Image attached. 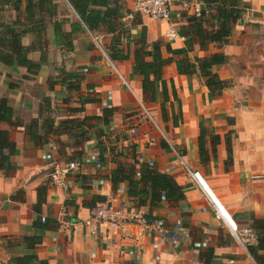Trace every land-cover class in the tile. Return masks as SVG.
<instances>
[{
  "label": "crops",
  "instance_id": "obj_1",
  "mask_svg": "<svg viewBox=\"0 0 264 264\" xmlns=\"http://www.w3.org/2000/svg\"><path fill=\"white\" fill-rule=\"evenodd\" d=\"M95 1L86 9L97 23L90 30L67 0H0V35L2 25L13 27L31 63H0V102L12 110L10 121H0V264H256L217 215L213 198L239 235L250 230L252 218L264 219V0H240V19L226 41L216 43L207 39L220 23L199 0L189 1L208 10L201 18L203 38L192 28L199 17L191 13L169 24L135 13L132 0ZM172 28L174 39L167 36ZM180 31L192 49L172 56L164 45L185 48ZM156 43L173 60L162 72L170 101L173 87L180 103L177 126L176 102L163 104V121L161 89L153 102L133 70L136 52H150ZM213 54L225 60L212 67L226 83L216 97L198 68L180 74L175 63ZM200 125L204 158L197 145ZM69 161L79 168L63 187L53 185L52 168ZM141 163L173 178L185 199L139 207L127 182H111L118 166L138 171ZM188 170L198 172L203 185ZM112 197L143 209L146 224L126 225L108 233L109 240L104 233L87 237L80 222ZM200 253H211L210 261Z\"/></svg>",
  "mask_w": 264,
  "mask_h": 264
},
{
  "label": "trees",
  "instance_id": "obj_2",
  "mask_svg": "<svg viewBox=\"0 0 264 264\" xmlns=\"http://www.w3.org/2000/svg\"><path fill=\"white\" fill-rule=\"evenodd\" d=\"M75 13L79 16L80 20L88 29H92L94 24L87 13V5L95 0H67ZM106 1V0H100ZM189 1V0H182ZM206 8L214 9V19L219 21L220 29L211 33L207 39V42H225L229 36L231 27L236 23L241 16L243 10H241L240 0H199ZM30 2V0H28ZM207 10V9H206ZM204 9L202 15L199 18L191 20L193 29L197 36L203 38V31L201 28L202 19L206 11ZM92 12V11H91ZM90 12V13H91ZM27 20L32 16V10L29 3L26 8ZM3 32L0 35V63L9 67H31V63L24 54V49L20 45V35L13 27L3 26ZM180 36L185 38V48L173 50L169 45H164V48L168 54L182 55L192 49L191 43L188 40L187 34L180 31ZM162 44L156 43L152 45L150 52L140 50L135 54L134 73L142 77V92L143 94H150L151 100L156 101L157 91L160 88L162 94V106L161 117L163 121L167 120V112L165 111L163 104L167 102H176L177 112L176 115H172V125L177 126V118L181 117L180 103L177 98L175 89H171V98L167 88V83L163 79L162 69L170 65L173 60L171 58H164L161 52ZM145 57H150V61H145ZM196 63H188L185 59L176 61L177 70L180 74H193L195 69L198 68L199 74L205 79V85L210 91L211 95L216 97L226 87V83L219 79L218 75L212 71V67L222 65L225 60L223 55L213 54L209 57L201 58L195 61ZM174 110L172 109V113ZM12 110L6 106L4 102H0V121H10ZM205 129L200 125V135L197 139L198 153L200 158H204L207 154ZM5 138V134L0 132V142ZM218 141V138H216ZM216 141V140H215ZM214 141V142H215ZM1 144V143H0ZM9 147L11 152H14V144L8 142L5 143ZM164 146V145H163ZM229 152V151H228ZM138 172V176H136ZM113 184L121 182L128 183L127 194L130 198H134L137 201L139 207L149 206L150 208H156L162 202L166 200L170 203H177L185 199V190L178 185L173 178L169 175L157 171L155 168L149 166L147 163H141L138 171L135 166L125 169L119 167L113 173L111 177ZM250 230L255 235V244L246 245V250L250 257L256 264H264V219H251ZM200 259H204L205 262L210 261L211 253L203 255L200 253ZM20 261V260H16Z\"/></svg>",
  "mask_w": 264,
  "mask_h": 264
},
{
  "label": "built area",
  "instance_id": "obj_3",
  "mask_svg": "<svg viewBox=\"0 0 264 264\" xmlns=\"http://www.w3.org/2000/svg\"><path fill=\"white\" fill-rule=\"evenodd\" d=\"M133 11L139 15L151 20L165 21L166 23H173L174 19L181 18L183 13H191L196 17H200L204 11L201 5L196 1H178L173 5V0H132ZM171 6L176 9L171 12ZM207 13V12H206ZM169 38H176L177 32L172 28L167 31ZM96 47L105 55L103 49L96 37L92 36ZM143 115L155 126V121L152 115L140 104ZM137 132L133 128V133ZM79 165L75 161H69L61 164H56L50 174L49 178L51 183L55 186L63 187L67 177L76 171ZM190 177L203 185L198 172L188 170ZM218 216H224L220 208L215 204ZM225 217V216H224ZM146 213L143 209H129L124 203L119 201L118 198L112 197L108 201L98 203L89 211V216L80 222L84 229V234L87 237H97L99 234H106V239L109 240L108 233H120L126 225L130 224H146ZM226 218V217H225ZM226 221L232 231L236 241L246 249V245L253 244L255 235L251 230H243L241 235L237 234V227L231 223L227 218ZM164 225L163 222L159 223L158 229Z\"/></svg>",
  "mask_w": 264,
  "mask_h": 264
},
{
  "label": "water",
  "instance_id": "obj_4",
  "mask_svg": "<svg viewBox=\"0 0 264 264\" xmlns=\"http://www.w3.org/2000/svg\"><path fill=\"white\" fill-rule=\"evenodd\" d=\"M214 202L217 204V206L220 208L221 212L224 214V216L231 222L232 220L227 216V214L225 213V211L223 210V208L217 203V201L213 198Z\"/></svg>",
  "mask_w": 264,
  "mask_h": 264
},
{
  "label": "bare ground",
  "instance_id": "obj_5",
  "mask_svg": "<svg viewBox=\"0 0 264 264\" xmlns=\"http://www.w3.org/2000/svg\"><path fill=\"white\" fill-rule=\"evenodd\" d=\"M227 214V213H226ZM228 216V215H227Z\"/></svg>",
  "mask_w": 264,
  "mask_h": 264
}]
</instances>
